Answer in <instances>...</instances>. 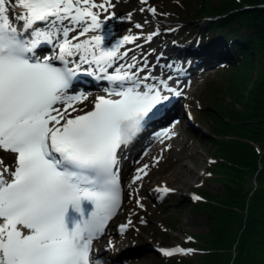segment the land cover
I'll return each mask as SVG.
<instances>
[{
	"label": "snow or ice",
	"instance_id": "1",
	"mask_svg": "<svg viewBox=\"0 0 264 264\" xmlns=\"http://www.w3.org/2000/svg\"><path fill=\"white\" fill-rule=\"evenodd\" d=\"M109 7L110 0H0V149L15 154L13 165L0 158V264H92V242L120 204L122 141L173 91L171 76L141 77L136 64L109 72L134 37L109 48L103 35L80 40L101 29ZM42 45L52 46L51 54L36 55ZM83 64L112 85L87 111L73 106L86 97L69 92ZM143 172L137 169L133 182ZM160 251L170 257L192 250Z\"/></svg>",
	"mask_w": 264,
	"mask_h": 264
},
{
	"label": "trees",
	"instance_id": "2",
	"mask_svg": "<svg viewBox=\"0 0 264 264\" xmlns=\"http://www.w3.org/2000/svg\"><path fill=\"white\" fill-rule=\"evenodd\" d=\"M196 1L195 15L223 14L206 23L207 29L247 24L251 30L233 40V59L222 69L218 87L213 84L228 96L227 105L213 110L215 120L208 128L216 156L213 170L224 187L214 194L204 191L207 198L194 204L209 225L206 233H194L200 247L195 259L197 264H264V0ZM256 63L253 86L243 100ZM183 259V264H195Z\"/></svg>",
	"mask_w": 264,
	"mask_h": 264
},
{
	"label": "rangeland",
	"instance_id": "3",
	"mask_svg": "<svg viewBox=\"0 0 264 264\" xmlns=\"http://www.w3.org/2000/svg\"><path fill=\"white\" fill-rule=\"evenodd\" d=\"M181 0H151L152 3L155 4V9L157 12L161 13L164 17H168L171 19H183L185 17H189L188 12H194L197 8V3L192 1L188 6L182 7L180 5ZM105 0H100L99 3H104ZM216 2V1H214ZM138 0H129L128 4H125V7L119 8L116 10L113 8L114 15L110 18L108 24L111 21H120L129 17L130 15H139L140 9L143 4H139ZM120 4V3H119ZM138 9L137 6L138 5ZM103 12H101L102 14ZM145 15V13H144ZM213 16L215 14H212ZM126 29L123 32L128 31L130 26L128 22H125ZM128 25V26H127ZM202 26V23L198 24L197 20H190L184 24V27H175L172 31L164 36L166 37H177L180 38L186 31L190 29V33H193L196 30L197 26ZM183 26V25H182ZM153 29V24H143L140 31L142 32V39L145 38V35L148 31ZM222 31H227L225 28H220ZM251 30V29H250ZM249 30V31H250ZM235 31V29L233 30ZM237 35L241 38L246 35L248 32L247 29H243L237 31ZM189 33V32H188ZM103 35L105 36V42H110L111 39L105 33L92 32L91 35ZM117 35V33H116ZM86 40V39H82ZM133 45V44H132ZM141 57V58H140ZM140 58V59H139ZM136 62L141 64H145L146 60L145 55L138 56ZM144 62V63H142ZM257 63L251 72V76L247 82V86L243 91V100H246L248 97V93L253 86L254 79L256 77L257 71ZM217 68H211L209 72L205 73L197 78L194 83H192V94L196 98L191 103V109L195 111L196 104L201 101L200 96H202L205 100V94L207 92L208 78L207 76L210 74V78L214 76L216 81H218L222 77V73H215L214 71ZM205 76V78H204ZM204 79V81H203ZM199 95H198V94ZM198 98V99H197ZM200 99V100H199ZM228 100L225 98V101ZM206 103V102H205ZM208 110L210 108L203 106L202 110ZM201 110V111H202ZM197 117V114H195ZM198 121L192 120L187 123L185 126L184 120L181 119L180 124L177 126L176 136L171 138V144L169 150L158 149L157 154H155V161L148 160V169L151 171L148 180H155L156 182H160V179L164 177L168 172L167 170L172 168L173 163L171 160L178 155H182V166H181V176H183L189 185L184 187H178V184L171 179L169 184H173L176 188L175 191L169 195V197H165L158 204L155 203V200L151 197V192L149 187H144L143 181L140 183L136 190H144L145 200L147 201L148 209H145L143 212V217L138 220V224L141 225L140 230H136L135 226H132L130 231H127L125 234H121L120 232L114 233L112 236V241L114 245L118 246L122 241L126 247H118L116 253H119L115 256L118 259L116 264H177L184 263L185 260H177L175 256H171L169 258H162L156 252H154L149 245L155 243H182L185 244L184 236L188 233H206L209 225L206 222V214L200 210L192 207V201L188 196L191 190H207L208 193L214 194L216 192H220L223 190V183L220 179L215 178V174L211 177L209 171H207V161L210 156H212L214 151V146L208 140L207 135L209 134L206 130L205 126L208 122H212V116L204 112L203 114H199L198 112ZM179 139V141H178ZM243 139H247L243 137ZM186 142V143H185ZM181 143H184V149H181ZM176 145V146H175ZM162 148V147H160ZM188 148V149H187ZM176 149V150H175ZM185 150V151H184ZM157 151V150H156ZM171 151V152H170ZM175 151V152H174ZM190 151V152H189ZM174 152V154H173ZM164 154H166L164 156ZM173 154V155H172ZM176 154V155H175ZM171 155V156H170ZM188 156V157H187ZM170 157V158H169ZM169 158V159H168ZM160 160V161H159ZM162 160V161H161ZM170 160V162H169ZM165 162V163H164ZM194 163V164H193ZM186 165V166H185ZM156 170V171H155ZM158 170V171H157ZM183 170V171H182ZM185 171V172H184ZM153 177V178H152ZM188 179V180H187ZM254 178L251 177L250 181L246 182V185L250 186L253 183ZM175 180V179H174ZM134 190V192L136 191ZM132 197V194H127V198ZM132 201L126 202V206L129 207ZM133 213V211H131ZM125 210L121 212V214L117 217V219H123L125 216ZM176 215V221L173 224H169L167 221L169 217ZM133 219L136 221V214H133ZM131 223L133 220H129ZM128 221V222H129ZM165 229V230H163ZM165 232H163V231ZM136 231V234H134ZM117 236V237H116ZM130 248V249H129ZM106 255V254H105ZM198 255H194L190 258L193 259V262L197 264V260L195 259ZM106 257V256H105ZM178 258V257H177ZM177 261V262H176Z\"/></svg>",
	"mask_w": 264,
	"mask_h": 264
},
{
	"label": "bare ground",
	"instance_id": "4",
	"mask_svg": "<svg viewBox=\"0 0 264 264\" xmlns=\"http://www.w3.org/2000/svg\"><path fill=\"white\" fill-rule=\"evenodd\" d=\"M17 11H21L20 9H17ZM141 58V57H140ZM139 58V59H140ZM144 61V60H143ZM146 62V61H145ZM144 63V62H142ZM146 64V63H145ZM78 104V103H77ZM179 141V139H178ZM186 143V142H185ZM176 146V145H175ZM184 143L182 144L181 143V146L180 148L181 149H184ZM188 149V148H187ZM154 150V148H152V150L150 151V153ZM176 150V149H175ZM185 151V150H184ZM158 152V151H157ZM171 152V151H170ZM175 152V151H174ZM173 152V154H174ZM190 152V151H189ZM157 154V153H156ZM172 154V155H173ZM0 155H2V158H3V161L4 163L7 162L8 165H13L14 164V157L11 155V152H6L4 151L3 149H0ZM166 154H164L165 156ZM176 155V154H175ZM171 156V155H170ZM188 157V156H187ZM170 158V157H169ZM168 158V159H169ZM160 161V160H159ZM162 161V160H161ZM156 162V161H155ZM170 162V160H169ZM171 162L173 163L172 165V168L168 169V172H166L167 174L162 177L160 179V181L162 183H165L167 185V183H169V181H171V179H173V181H175L177 184H178V187H184V186H187L189 185V182L186 181V179L181 176V166H182V155H178V156H175L174 157V161L173 159L171 160ZM165 163V162H164ZM194 164V163H193ZM186 166V165H185ZM156 171V170H155ZM158 171V170H157ZM183 171V170H182ZM185 172V171H184ZM153 178V177H152ZM175 179V180H174ZM188 180V179H187ZM173 188H175V186L173 184L170 183V191L169 193L171 192V190H173ZM117 237V236H116ZM98 244V243H97ZM101 245V244H99ZM116 245V244H115ZM104 253V251L102 252Z\"/></svg>",
	"mask_w": 264,
	"mask_h": 264
}]
</instances>
